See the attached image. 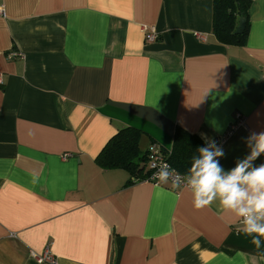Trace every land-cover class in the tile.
Masks as SVG:
<instances>
[{
  "label": "crops",
  "instance_id": "crops-1",
  "mask_svg": "<svg viewBox=\"0 0 264 264\" xmlns=\"http://www.w3.org/2000/svg\"><path fill=\"white\" fill-rule=\"evenodd\" d=\"M250 1L246 45L228 47L212 0H0V264H264L217 203L95 163L124 127L143 149L204 134L225 169L249 154L264 132V0Z\"/></svg>",
  "mask_w": 264,
  "mask_h": 264
},
{
  "label": "clouds",
  "instance_id": "clouds-1",
  "mask_svg": "<svg viewBox=\"0 0 264 264\" xmlns=\"http://www.w3.org/2000/svg\"><path fill=\"white\" fill-rule=\"evenodd\" d=\"M198 147L187 173L181 175L168 163L154 165L152 179L160 185L171 184L172 189L187 186L192 203L199 210L217 203L223 212H230L241 225V231L260 249L264 246V163L254 161L264 154V132H252L246 138L249 154L225 169L218 158L225 153L211 138Z\"/></svg>",
  "mask_w": 264,
  "mask_h": 264
},
{
  "label": "trees",
  "instance_id": "trees-1",
  "mask_svg": "<svg viewBox=\"0 0 264 264\" xmlns=\"http://www.w3.org/2000/svg\"><path fill=\"white\" fill-rule=\"evenodd\" d=\"M250 0H212V34L217 43L228 47H244L249 33L248 10ZM245 18L243 34L235 35L239 18ZM147 137L140 130L124 127L112 136L101 149L95 163L103 170H121L129 174L128 184L144 182L149 171L146 169L148 147H141L142 140ZM196 135H191L176 127L169 151L161 149L166 161L177 173L184 175L192 163V157L198 155V147L204 146Z\"/></svg>",
  "mask_w": 264,
  "mask_h": 264
},
{
  "label": "built area",
  "instance_id": "built-area-1",
  "mask_svg": "<svg viewBox=\"0 0 264 264\" xmlns=\"http://www.w3.org/2000/svg\"><path fill=\"white\" fill-rule=\"evenodd\" d=\"M157 40H158V36L156 34L155 29L154 28H149V29L147 28L145 30V41L147 43H154ZM8 58L10 60L17 59V58H21V55L17 51H12L8 55ZM0 85H2L1 75H0ZM162 163H167L166 156L162 153V151L158 145L152 144L148 148L147 162H146V167H147L146 169L149 171V175L147 177V180L144 182H149V183L157 186V181L152 179L153 173L157 171V167H154V165L158 166ZM160 186H162V185H160ZM184 187H187V186L185 185ZM179 188H183V186H181ZM34 259L36 260L37 263L46 262L49 264H54V259L48 253L44 254L41 257L34 256Z\"/></svg>",
  "mask_w": 264,
  "mask_h": 264
},
{
  "label": "water",
  "instance_id": "water-1",
  "mask_svg": "<svg viewBox=\"0 0 264 264\" xmlns=\"http://www.w3.org/2000/svg\"><path fill=\"white\" fill-rule=\"evenodd\" d=\"M235 1H238V0H235ZM245 23H246V19L241 17L239 18V21H238V26L234 32L235 35H241L243 34L244 32V29H245Z\"/></svg>",
  "mask_w": 264,
  "mask_h": 264
}]
</instances>
